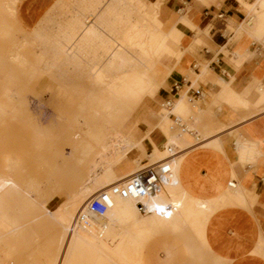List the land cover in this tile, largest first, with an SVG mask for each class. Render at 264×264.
Listing matches in <instances>:
<instances>
[{
  "label": "rangeland",
  "instance_id": "374dc122",
  "mask_svg": "<svg viewBox=\"0 0 264 264\" xmlns=\"http://www.w3.org/2000/svg\"><path fill=\"white\" fill-rule=\"evenodd\" d=\"M19 1L0 0V264H52L63 236L62 226L52 213L74 201L81 188L88 186L87 181L93 178L92 165L99 161L109 139L124 135L143 158L148 156L145 141L146 149L125 133L132 116L139 120L140 134L156 123L149 117L146 121L139 117V108L150 104L156 121L161 113V122L154 132L159 130L164 142L174 134L184 136V140L188 137L170 114L197 130L200 137L207 134L201 132L195 121L192 124V114L176 110L168 113L161 106L165 101L163 90L168 89L167 80L153 98L159 86L154 76L160 68V59L179 52L181 36L178 29L176 43L162 42L159 48L154 45L158 33L164 38L182 18L180 12L165 21L158 18L159 6L162 9L165 0H64L61 6L43 14L31 32H24L15 18ZM255 2H239L245 19L235 30L234 38L244 30L255 42L264 45L263 38L253 34L261 20L260 13L258 22L249 23L248 6ZM260 9L264 10V5L257 11ZM91 26L96 28L97 38L81 37V32ZM137 26L147 32V45L143 40L128 41ZM233 30L232 24L227 25L225 35ZM194 31L197 49L215 50L207 42L209 35L206 41H197L202 33L199 29ZM115 45L125 46L127 64L108 69L107 57ZM143 68L149 75L146 81L135 86L131 97L121 91L123 101L119 111L108 109L104 104L108 92L117 84L125 86L131 78H139ZM37 128L43 134L38 150L32 144ZM33 141L37 144V140ZM159 149L153 143L152 151ZM140 151L132 150L129 158L139 156ZM88 152L92 153V160L79 159ZM66 153L71 154L68 159L63 155ZM4 156L10 159L9 167L5 166ZM123 165L125 161L112 166L109 177H114ZM143 165L146 164L138 166ZM90 184L95 186L97 181ZM175 186L176 181L165 186L166 194L178 195ZM172 199L174 208L185 205L179 195ZM145 216L135 211L137 223L126 222L122 227L130 233L144 231ZM108 246L79 251L78 264H90L86 262L89 257L99 260V264H136L137 243L128 234L115 231Z\"/></svg>",
  "mask_w": 264,
  "mask_h": 264
},
{
  "label": "crops",
  "instance_id": "0c3cea01",
  "mask_svg": "<svg viewBox=\"0 0 264 264\" xmlns=\"http://www.w3.org/2000/svg\"><path fill=\"white\" fill-rule=\"evenodd\" d=\"M63 1L20 0L15 7V18L24 32H31L43 14L61 6ZM202 3L165 0L162 9L160 6L158 9L161 21L174 18L180 11L191 24H177L181 33L179 52L160 59L156 75L159 86L153 98L167 80L168 89L162 95L164 99L173 98L172 110H176L177 102H183L184 106L176 111L192 114V124L195 121L201 132L210 136L201 138L197 130L184 132L188 134L185 140L179 134L172 136L179 152L178 163H172L176 171L175 187L185 205L174 208L172 198L178 195L171 197L163 188L157 197H130L115 209L114 219L120 230L137 243L136 264H264V45L255 42L244 30L234 38L235 30L245 19L236 0ZM258 11L261 20L253 34L263 38L264 44V10ZM219 13L223 14L221 18L217 17ZM229 24L234 30L225 35ZM195 29L202 33L197 41H206L209 35L207 42L214 51L195 47ZM182 79L186 81L174 95L172 85ZM139 111V117L145 121L149 117L156 123L140 134L139 120L132 116L125 133L147 147L148 156L143 158L134 147L132 150L140 154L129 158L131 164L123 171L155 162L151 156L153 143L162 154L164 151L165 137L159 130L154 132L161 122V113L156 121L150 104ZM170 117L173 119L174 115ZM42 138L41 130L35 129L32 144L36 150ZM205 139L206 144L201 143ZM175 153L173 148L172 154ZM91 154L82 153L79 159L92 160ZM63 155L66 159L71 156ZM231 181L235 182V188L228 185ZM168 182L165 186H172L175 179ZM137 201L159 212L145 214V232L130 233L122 224L130 219L132 224L137 223L134 213Z\"/></svg>",
  "mask_w": 264,
  "mask_h": 264
},
{
  "label": "bare ground",
  "instance_id": "6f19581e",
  "mask_svg": "<svg viewBox=\"0 0 264 264\" xmlns=\"http://www.w3.org/2000/svg\"><path fill=\"white\" fill-rule=\"evenodd\" d=\"M236 1L238 3L241 2V0H236ZM263 5H264V0H256L254 4L248 6V14H249V20H250L249 23L258 22L259 12L257 11V9L258 7H262ZM178 23L188 24V25L191 24V22L185 17L178 19V21H176V23L174 24V27H173L174 30L168 33L164 38H163L162 33H158L156 35L155 40H154V45L159 48L162 42L176 43L178 41L177 32H176L178 31V27H177ZM95 34H96V28L94 26H91V27H87L86 29H84L80 35L83 38H88L91 36H95L97 38ZM148 39L149 37L147 35V32H145L144 28L140 26H137L134 29L133 33L128 37L129 42L143 40L145 43L144 45H147ZM103 44H106V43L104 42ZM151 46H152V43H151ZM120 50H122V52H120ZM124 52H126L125 46L115 45V47H113L109 51L107 62H106V65H107L106 67H108V69L114 66L124 67L127 64V58H126L127 55L125 57ZM141 69H142V66H141ZM153 73L154 72H152V75ZM147 76L149 77V75L147 74V71L143 68V70L140 72V77L137 79L131 78L128 84L126 83L127 85L119 86L118 84L117 85L114 84L115 88L108 92L107 98L104 100L105 106H107L108 109L110 108L111 110L119 111L121 103L123 101L121 98V94H122L121 91L123 90L125 92L126 97H131L135 92L133 91L135 86H137V84L142 81H146L145 79H147ZM154 77L156 79V75ZM148 84H153V82H150V83L148 82ZM182 96H184V94ZM183 104H184L183 102L179 101L174 107L176 110H178L179 108L183 106ZM161 106L163 107V104H161ZM172 108H173V105L170 110L169 109L166 110L167 108H164V110L170 113ZM207 136H210V135L208 134ZM207 136L204 137L203 135L204 138H206ZM208 140L209 139H207V143H208ZM175 142L176 140L174 138L168 139V141L165 143L163 154L161 150H153L152 155H151L152 157H154V159H156V161L153 163L160 162L173 155L172 157H170L172 175H171V178L168 184L172 183V179H175L176 181V171L174 170V166L172 163L174 164L178 163L179 161L178 153L179 152L177 151V147H174L176 146ZM205 142H206V139L205 141L201 143H205ZM179 147H183V146H179ZM173 148H176L175 154H172ZM132 149H133V144L124 135H115L111 137L109 141L106 143L102 152L100 153L99 161L95 162L92 165L91 173H92L93 178L87 181L86 185L88 186H86L85 188H81L79 195L75 198L74 201L62 207H58L53 211L52 213L53 218L62 226L61 233L63 234V236L60 239L58 246H57V248L59 249V253L54 258V261L52 264H78L80 263L78 262V260L81 261V259H79V255H80L79 251H83L85 250V248L92 249L93 246L109 248L108 242L112 239L113 233L117 230H120V226L114 219L115 209L117 208L120 202L128 200L130 197L123 198L118 195H111L109 198L110 207L107 209V211L105 212L103 216H98V215L93 214L92 212H89L88 211V201L92 197L97 196L101 191H107L110 185L115 184V183L125 182L131 174L149 165V164H146L141 167L136 166V168L132 167L130 169H127L126 171H123L124 168L130 166L131 164L128 155L130 154ZM121 161H125V165H123L122 168H118L121 170L117 171V174L114 177H109V174H108L109 169L111 170L112 166H115L117 163ZM4 162H5L6 167H9L11 164L8 156L4 158ZM93 181L94 182L97 181V184L95 186H91L90 184ZM235 186L234 187L230 186V188H235ZM162 192H163V189H161V191L154 194L153 196L157 197L159 196L158 194ZM95 193L97 194L95 195ZM141 198H144V197H141ZM131 206H133V204ZM137 212L140 215H143V214L159 212V211L155 209L149 210L148 208L145 207V212L142 213L139 211L137 207ZM131 220L132 219H130L129 222H131ZM120 231L125 233L124 230L122 229ZM135 239H138V238L135 237ZM98 261L99 260H96V258H91V257L86 259V262L90 264H99Z\"/></svg>",
  "mask_w": 264,
  "mask_h": 264
},
{
  "label": "built area",
  "instance_id": "2783aa9c",
  "mask_svg": "<svg viewBox=\"0 0 264 264\" xmlns=\"http://www.w3.org/2000/svg\"><path fill=\"white\" fill-rule=\"evenodd\" d=\"M222 13L217 17L221 18ZM197 64L193 65L196 68ZM186 80L182 79L181 82H175L172 85L171 92L176 95L180 90L182 83ZM191 84L187 88H189ZM188 90V89H187ZM173 105V98L165 99L163 107L171 109ZM173 122L183 131L194 133V130L188 128L181 119L174 116ZM197 135V134H196ZM173 156V155H172ZM170 156V157H172ZM170 157L153 164H149L140 170L131 174L128 179L123 183H115L110 185L107 191H101L97 196L92 197L88 201V211L95 215L103 216L107 209L110 207L109 198L111 195H118L120 197H132L139 199L148 195H154L164 188L165 184L170 180L172 175V167L170 164ZM229 186L234 187L235 182L228 183ZM137 207L140 212H145V207L142 203L137 201ZM169 207V206H168Z\"/></svg>",
  "mask_w": 264,
  "mask_h": 264
}]
</instances>
